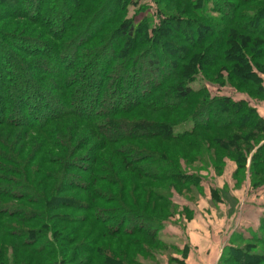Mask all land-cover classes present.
Returning <instances> with one entry per match:
<instances>
[{
  "label": "rangeland",
  "instance_id": "1",
  "mask_svg": "<svg viewBox=\"0 0 264 264\" xmlns=\"http://www.w3.org/2000/svg\"><path fill=\"white\" fill-rule=\"evenodd\" d=\"M21 1V12L35 9L37 0ZM223 1L98 0L91 18L98 15L95 28L104 24L105 31L97 41H103V37L130 19V32L139 26H146L151 36L156 34L153 30L163 33L161 38L155 39L156 46H161L162 41L168 43L160 50L147 47L137 57L140 62L134 64L137 71L124 69L117 76L112 75L108 89L115 86L119 90L107 92L105 96L112 102L108 100L106 103L105 100L102 103L109 106L120 101L126 106L140 100L148 90V82L151 84L153 79L146 73L149 62L157 61L161 54L165 59L160 57V62L165 64L167 58L164 54H168L170 62L175 64L187 55L197 56V61L191 65L194 69H187L192 71L190 77H196L191 83L195 90L204 87L213 97L244 101L264 119V97L256 94L261 93L253 84L255 79L242 64L236 48L231 43L222 46V57L217 56L218 43L233 32L250 38L242 49L247 47L248 57L254 58L256 64L260 61L264 64V58H255L250 50L255 43L252 42L264 41V36L252 37L240 32L230 15L232 8L236 7V12L242 13L258 8L264 4V0L246 3L241 8L240 1L239 7L230 4L234 2L226 1L224 4ZM4 2L0 0L1 35L8 38L13 36L20 45L15 47L20 51L17 53L28 51L32 57L18 61L14 54L16 49L10 46L0 48V72L3 71L7 77L25 72L31 79L27 82L29 92L24 107L39 121L43 119L41 113L53 115V112L65 108L66 101L62 97H50L53 102L49 103L35 96L46 95V87L42 90L44 85L41 86V83L47 86L59 82L60 91L67 89L69 80L61 82L48 70L72 73L73 55L71 52L68 54L67 64L61 62L64 67L54 62L48 69L46 60L41 59L43 55L39 54L49 49L44 42L48 39L47 34L35 23L17 19L18 13L10 16V12L17 10L6 7ZM92 4L95 3L91 1L87 6ZM126 4L129 5L126 7ZM70 8L69 4L64 6L66 13H63H70ZM226 8L230 9V13L227 14ZM62 9L59 7V10ZM64 14L55 18L54 10L49 11L51 25L47 31H54L55 25H63L67 21ZM202 15L206 16L207 22L201 27L203 30H198L201 23L195 19ZM109 19H114L111 20L112 24ZM164 19L168 21L165 27L162 26ZM209 20L214 24L208 23ZM19 28L24 29L20 31L22 34H18ZM223 31L225 33L222 34ZM209 34L212 37H206ZM120 37L121 32L114 38L117 42H108L109 48L104 58L113 56ZM2 45L5 47L10 43ZM229 49L231 57L228 60L224 51ZM84 61L91 63L87 58ZM93 62L95 64L96 61ZM99 62L98 66H102L103 62ZM46 69L47 73L42 75L41 72ZM233 69L238 76L249 80L241 82L236 76H231ZM133 74L138 78H129ZM155 76V79L162 78L159 72ZM36 81L40 83L37 85L39 89L35 86ZM33 87L36 94L31 90ZM97 89V85H92L83 89L84 96H78L80 103H84L83 110L95 109V105L88 104L86 99L97 95ZM192 100L195 102H191L194 109V104L198 105L203 96L193 97ZM211 107V113L205 112L202 119L214 115L216 111L213 109L216 107ZM143 111L145 114L148 112L149 116L143 115ZM185 112L188 111L174 112V117L170 118L165 115L172 114L170 112L134 111L130 115L124 114V122L119 116H110L111 122H99L96 129L93 124L73 115L64 116L39 129L0 127V264H86L87 259H94L93 264H100V257L103 256L112 258L111 264H116V261L134 264V260L135 264H219L222 257L220 264H246L248 261H253L250 264H264V135L252 129L249 115L242 124L238 120L243 112L239 111L228 117L234 123L230 128L225 129L220 123L208 128L204 125L205 128L202 127L203 130L187 142L168 144V155L173 159L170 164L176 167L178 174L190 175L188 177L195 181L188 179L185 183H177L147 177L150 172L158 177L174 175L171 171L161 173L167 165L154 155L167 143L162 138L150 136L162 135V131L166 130L162 128L165 120L169 124L183 122L193 111ZM16 117L27 120L20 107L16 110ZM34 118L32 120H36ZM220 119L225 123L223 117ZM150 122V125L146 124ZM136 123L146 126H138L141 129L134 133L132 125ZM191 126L188 123L177 128L176 133L191 129ZM251 135L254 139L244 140ZM223 141L227 143L226 148L220 146ZM238 147L242 148L238 150ZM140 149H147L153 154L144 155ZM151 193L162 194L166 200L153 199ZM152 206L155 208L152 209ZM124 207L130 208V211L124 212ZM120 215L126 221L127 231L133 230L135 225L146 224L144 218H161L163 224L159 226L158 234L161 240L154 239V242L128 232L115 238L102 237V226L111 223L109 217L117 218ZM110 228L117 230L118 222L115 220ZM132 239L141 240L144 246L135 245L126 261L124 250ZM88 244L97 247L99 259L83 252ZM136 250L138 252L133 253Z\"/></svg>",
  "mask_w": 264,
  "mask_h": 264
},
{
  "label": "trees",
  "instance_id": "2",
  "mask_svg": "<svg viewBox=\"0 0 264 264\" xmlns=\"http://www.w3.org/2000/svg\"><path fill=\"white\" fill-rule=\"evenodd\" d=\"M3 1H5L4 5L6 7L7 6L11 8L14 7L13 9L17 10V12L15 11L10 12L9 13L10 16H15L16 13H18L17 19H22L28 23H35L34 25L42 28L43 32L47 34L46 38L48 39L44 40V42H46L47 45L42 43L41 44L46 45V47H48L50 50L47 49L45 52L39 54L43 55L41 59L46 60V67H48V69L50 67L49 65L54 62L58 63L59 65H62L61 67H64L61 62L64 61V63L67 64L66 63L68 61L67 58L69 57L68 54L71 52V55H73V63H74L73 64L74 68H72V70L74 71H72V73H69V72H64L62 70L60 71L59 69L58 71L52 69L49 70L46 69V71L41 72L43 73L42 75H45L44 73L45 72L47 73L48 70L50 72L49 73L50 75L56 76V78L58 80H61V82H65L66 80H69V83H67L66 86L67 89L63 91H60L61 87H59L60 86L59 82L58 84L53 85V83H51L50 85L47 86L45 85V83L44 84L41 83V86L44 85L42 90H45L46 87L47 92L45 96L43 95L35 96L36 99L44 100L45 102L50 103L53 102V100H50L51 99L50 97L57 96V98L62 97L66 101V105H64L65 108H63V110L59 112L56 111L55 113L53 112V115L52 114L47 115V113L45 115L41 113L43 119H40L39 121L36 118H34V114L29 109L27 110V108L24 107L26 106L25 98L27 96V92H29V90L27 89V82L31 79L28 78V76H26L25 72H21L19 75H15V77L13 76L7 77L6 74L3 73V71L0 72V127L11 128L12 126H14V127H22L25 129L27 128L39 129L49 125L54 121H57L60 118H63L64 116L73 115L81 120L93 124L94 129H96L97 124L99 122H106L107 120L108 122H111V120H109L110 116H119L121 119H123L122 121L124 122V114L130 115L134 111L142 112V110H146L149 112H157V111L170 112L172 114L167 113L165 115L171 118L174 117L173 116L174 112H179V111L183 112L185 110L188 111L185 113H189V111L192 110L193 111L192 114H189L186 121L169 124L168 121L165 120L164 122H162L164 124L162 125V128H166V130L162 131V135L160 134L156 137L155 135L150 136L151 138H157V137L162 138V140L165 143H167V144H163V148L161 150L156 151L157 155L156 154L154 155L159 157L160 162H163L168 167V168L166 167V170H162L160 172L163 173L165 171L166 172L171 171L174 172V175L171 173L170 175L167 176L162 175V177H158V175H155L154 173L150 172L148 173L149 175H147V177L158 179L160 181H173L177 183H181V182L185 183L186 180L188 179L195 181V179L189 178L188 176L190 175H185L183 173L178 174L176 167L170 164V162L173 159L168 155L169 154L167 151L169 150L168 144L187 142L189 139H191L194 136V134H196L198 131L200 132L201 130H203L202 127H204V125L208 128L220 123L222 127H224L225 129L230 128L234 123L231 122L230 119L228 120V117L231 116L232 114H236L239 111L243 112L242 116L240 115V117L237 114L239 117L238 120L239 122L244 121L246 115H249L252 120L250 123L252 129L259 130L260 133L264 135V119L257 113L255 108L248 107L247 106L248 104H246L244 101L236 102L230 97H221V98L213 97L207 88L203 87L201 88V90H195L191 86L192 81H194L196 77L193 76L190 77V73L192 71H188L187 69L188 67L191 70L194 69V67H192L193 66L192 64H195V61H197L196 60L197 56L189 57L185 55L184 58H182L179 61H176V63L173 64V61L170 62V56L168 54H164L167 58V62H165V64L163 63L161 64L160 57H163V55L159 54L160 56L156 58L157 61L153 63L149 62V66L146 69L147 75H150V77H152L153 79L151 84L149 83L150 81L148 82V90L144 93V95H142L143 97L140 100L134 103L126 104V106H124V103H120V101H116V103H114L113 105L105 106L108 100L112 102V99H109L107 96H105V94H108L107 92H110L112 90H117V89L119 90V88H116L115 86L108 89L112 75L115 74L114 76H117L120 72H123L124 69L128 70V72L136 69V67H134V64L136 65L138 64V62H140V60L139 61L137 60V57L140 56L142 53H144L147 47L149 46H153L155 49H159V50L160 47L164 49L166 47L165 45L168 44L166 41L164 43H162L163 42L162 41L161 46L160 45L156 46L155 44L157 41V40L155 41V39H158V37L161 38L163 33H161L159 30H153V33L156 34L151 36L149 33L150 30L146 26L145 27L139 26L136 28V30H132L130 32L132 23L130 19H126L119 26V28H117L114 31H111V33L106 37H103V41H97L100 40L101 35L105 31L104 24H102V26L98 25L95 28V25L99 20L98 15H94L91 18L92 16L91 13L96 9L97 7L96 3L98 2V0H59L61 4L59 2L53 3V1H48V0H37L36 5L34 6L35 9L27 13L21 12V3H22L21 0H3ZM91 1L95 4L87 6V4L90 3ZM215 1H217V3H221V0H215ZM226 1L229 3L234 2L230 4L231 5L236 4L237 6L239 5L238 2L240 1L241 2L240 8H241L246 6L247 5L246 3H251L257 0H224L223 3L225 4ZM193 2L195 3V1ZM68 4L71 7L70 8L71 10H69L70 13L64 14L66 13L64 11V6ZM128 5L129 4H126V7ZM231 5L230 8L232 7ZM59 7L63 8L62 9L63 11L59 10ZM255 8L256 9H251L247 11H242V13H238L236 12V7H235V9L233 8L231 9L232 14L230 15L232 17L233 23L235 24V26L238 27V30H240V32L243 33L245 32L246 34L252 37L253 36L260 37V36H264V4L260 5L258 8L257 7ZM52 10H54L56 16L55 18H58V16L62 17L64 14V17L67 18V21H65L63 25L60 24L58 26L55 25V28L53 27L54 31L50 32L47 31V27L51 25V21L49 19L48 13L49 11ZM210 10L213 11L212 8ZM229 10L226 8L227 14L230 13ZM111 20L114 21V19H109L108 21ZM195 20L201 23L197 28L198 30L202 29L201 27L203 26V24L207 22L205 15L199 16V18ZM112 21L110 24L113 23ZM167 22L168 21L164 19L162 26L165 27V24H168ZM208 23L214 24V22L210 20ZM21 29L22 28H19L17 30L18 34H22L20 31H24V29L22 30ZM158 31L159 34L157 33ZM119 32H121L122 37H120L121 41H119L117 43V46H115L116 49L113 52V56L110 57L106 56L104 58V54H106L105 51H107V49L109 48L108 42L109 43L110 41L112 43H115V41L117 42V40H115L114 38ZM223 33H225V31H223L222 34ZM1 34L2 33L0 32V48L4 49L10 46L16 49V51L14 50V54L17 56L16 60L19 61L24 59V57L27 58L32 57L30 52L28 51L24 54L21 53L22 55L20 53H17L20 51L18 48L15 47H17L19 44H17L16 41H14V37L10 35V38H8ZM209 36L210 34L207 35L206 37ZM84 40H86V42H84ZM247 40H250V38L246 36H241L239 34L237 35L236 33L232 32L228 38L224 40H220V42L218 43L219 51L217 56L222 57L223 51L221 50V47L222 46L226 47L228 44L231 43L232 47L236 48L239 57L242 59L243 62L242 64H244L245 67L248 69L249 75H251L255 79L253 84H255V87L261 93V94L259 93L256 94L264 97V78H263L264 76L261 75L264 74V64L261 61L256 64L254 58L248 57L246 52L247 47L245 49H242L243 47L242 45H244L245 43L246 45L248 44L247 42H245ZM91 41H93L94 43ZM7 42H9L10 45H5L4 47V45L2 44L4 43L6 44ZM252 43L254 44H252V49H250L251 54L255 56V58H259V57L264 58V41L257 40V41H253ZM102 44L104 45L102 46ZM10 49L12 50V48ZM81 49L82 52L80 51ZM9 54L11 55L12 53L9 52ZM12 56L13 55H11L10 57ZM224 56L229 60V58L231 57L230 49L229 51L228 50L224 51ZM80 57L83 59L82 61ZM85 58L90 59L91 63L88 64L87 61H84ZM144 58L145 57L143 56L142 59ZM163 59L165 58L163 57ZM99 60L101 61L99 62ZM93 61H96L95 64ZM97 62H99L100 64L101 62H103L101 64L102 66H98L99 64ZM6 65L11 66V64H6ZM162 65L164 66L162 67ZM232 71L233 73H230V75L233 77L236 76L237 78H239V80H241V82H246V80H249L248 78L245 77L243 78L241 76H238V73H235L234 69ZM158 72L162 74L161 79H155L156 77L155 74H157ZM93 77H97L98 80L97 79L92 80ZM130 77L131 79L138 78L135 74L129 75V78ZM70 78L72 79V81L70 80ZM19 81H21V84L19 83ZM38 84L40 83H37L36 81L35 86L37 89H39V87L37 86ZM92 85H97L98 88L96 90L97 95H93L92 97L87 98L86 100L88 104L95 105V109H90L89 111L83 110L82 105H84V103H80L78 96H84L82 94L83 89L91 87ZM31 90L33 94L34 93L36 94V90H34V87ZM198 95H200L201 97L203 96V100H201L199 104L197 103L198 105L194 104V109H192L191 106L193 104H191V102L192 103L194 102L192 98L200 97ZM105 100L106 103L105 104L102 103L105 102ZM97 105H99L100 107ZM213 105L216 107L215 109H213L214 111H216L214 112V115L211 117L207 116L205 117V119H202L205 112L208 111L209 114L211 113L210 112L212 111L211 106ZM18 107H20L22 113L26 115V119H27L26 121H23L21 117L18 118L16 117V110ZM146 113L147 114H145L144 112L143 115L149 116L148 112ZM218 117L220 118L223 117L225 123L221 122L220 121L221 119L220 118L218 119ZM33 118L36 120H32ZM119 122H116V124H118ZM188 123L192 124L191 129L184 130L182 133H176L177 128L186 126ZM146 124L150 125L151 122ZM132 126L135 133L137 132L138 129H141L140 127L143 126L145 127L146 125H141V123H136L133 124ZM246 126H248V124ZM252 138L254 139L252 135L246 136L244 140L247 141ZM217 139H220V137ZM123 140H124V136H123ZM221 140H227V139H221ZM106 142L108 143L107 140ZM107 143L105 145H108ZM225 144L227 145V143L223 141V144L221 143L220 146L226 148ZM106 148L107 147L105 146V149ZM241 148L242 147L240 148L238 147V150ZM140 150L143 152L144 155H149L150 153H152V151L149 152L147 149H140ZM222 150L225 149L222 148ZM194 159L195 161H197V158ZM151 195H153V199L154 198L160 199L162 201L166 200L165 199L166 197H164L162 194L151 193ZM155 195H157L158 197ZM147 201H149V199H147ZM147 208L151 209L150 206H147ZM154 208L155 207H153L152 209ZM128 210L130 211V208L124 207V212H127ZM136 212L140 214V212L138 211ZM113 218L118 222L117 230H111L110 228V226H112L113 222L115 221L113 220ZM117 218L109 217V220H111L110 222L112 223V225L110 223V225L108 224L102 226V230H101L102 237L115 238L117 237V235L120 234L126 235L127 234L126 232H128V233H133L134 235L139 237L143 236L153 241L154 239L155 240L157 239L158 241L161 240L158 237L159 226L163 224V220L161 218H157V217L144 218L147 221V222L145 221L146 224L135 225L133 226L132 228L133 230L131 231H127L128 229H126L125 227L126 221L124 217L120 215ZM142 244L143 242L141 240L132 239V241H130V244H128V247H126V249L124 250L125 260L128 261V257L132 253L131 250L135 245L136 246L141 245L143 247L144 245ZM83 252L87 253V255L89 256L92 255V257L99 259L98 249L93 244H88V248H86V250H84ZM137 252L138 251L136 250L133 253H137ZM71 260L72 262L75 261V259L73 258ZM100 260L102 261V263L100 264H111L110 260L113 259L108 258V256L105 257L103 256L100 257ZM222 260L223 257L221 258L220 263ZM238 260L240 259L238 258ZM118 262L119 261H116V264H120ZM250 262L253 263V261H248V263L246 262V264H250ZM93 263H94V259L86 260V264H93ZM133 263L135 264L136 261L134 260Z\"/></svg>",
  "mask_w": 264,
  "mask_h": 264
}]
</instances>
